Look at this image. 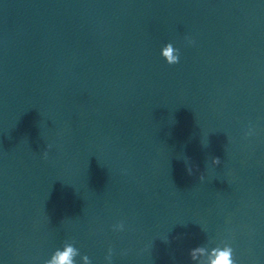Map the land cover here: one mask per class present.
<instances>
[{
	"label": "water",
	"instance_id": "obj_1",
	"mask_svg": "<svg viewBox=\"0 0 264 264\" xmlns=\"http://www.w3.org/2000/svg\"><path fill=\"white\" fill-rule=\"evenodd\" d=\"M65 246L264 264V0H0V264Z\"/></svg>",
	"mask_w": 264,
	"mask_h": 264
},
{
	"label": "clouds",
	"instance_id": "obj_2",
	"mask_svg": "<svg viewBox=\"0 0 264 264\" xmlns=\"http://www.w3.org/2000/svg\"><path fill=\"white\" fill-rule=\"evenodd\" d=\"M189 44L193 43L192 40L186 38ZM161 56L169 65H175L179 63L180 60V50L175 48L171 42L164 45L161 49ZM50 147V146H49ZM48 153L45 151L43 153V157L47 159ZM187 172L189 175L192 174L193 169L192 165L189 163H185ZM212 164L213 165H220L221 160L219 157H212ZM200 180H204V176L200 175ZM115 230L123 231L124 224L120 223L115 226ZM167 241V239L165 240ZM113 249L111 247L108 248L107 255L105 256V260L108 264H112L113 258ZM233 248L225 247L224 249H217L212 248L210 251L204 247H197L190 250L189 258L191 261L195 262L198 260V257L204 254H208L209 260L208 264H237V261L233 259ZM80 256L81 261L83 264H92V261L88 255H80L77 249L73 248L72 246H65L63 250L56 249L53 252L52 259L50 261H46V264H77L76 257Z\"/></svg>",
	"mask_w": 264,
	"mask_h": 264
}]
</instances>
